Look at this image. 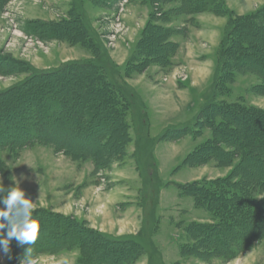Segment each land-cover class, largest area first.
Listing matches in <instances>:
<instances>
[{
	"label": "rangeland",
	"instance_id": "obj_1",
	"mask_svg": "<svg viewBox=\"0 0 264 264\" xmlns=\"http://www.w3.org/2000/svg\"><path fill=\"white\" fill-rule=\"evenodd\" d=\"M99 1L0 0V69L3 70L6 68L7 70L5 72L0 70V96H2L0 97V112L6 111L5 107L8 106L10 99L18 96L20 99H24L23 95L19 91L17 92L16 88L21 83H24V80L31 75L32 70L44 71L58 69L60 65L68 62L100 61L105 67L109 78L118 85L127 86L131 95L130 100L127 99V102L123 105L120 103L124 125L121 118L115 117L114 115L110 118H106L108 117L106 116L102 119H94L98 121V125L95 127L87 126L86 128L78 126V120L73 116H70L69 119H60L56 112H52L49 118L50 120L48 119L53 129L59 123H63L67 128L72 129V134L69 138V145L72 147L99 151V157H103V159L105 157L104 154H106L105 151L111 146L112 151H120L116 155L111 153V155L107 156L108 159L110 158V165H107L105 169H97L91 157H81L76 161L73 160L72 157L74 155L72 153H69V155L66 153V155L64 151H56L53 146L45 144H35L22 148L18 152H11L9 150L0 152V160L3 163V168L0 169V187L4 189L3 192H0V197L6 196L10 187L19 185L25 191L26 197L33 200L35 209H47L57 216L47 218V221L40 222L38 236L41 241H47L50 238L62 240L63 237H60V234L63 232H68L65 237L70 239L77 234H81V231H78L74 225L67 224L59 218H68L82 226H86V234L89 237L88 242L97 241L100 235L108 237L109 239L107 238V241H110V239L120 240L123 236L130 235L128 233L129 227L126 226L123 228L122 224H116L117 222L111 216L113 214L112 200L115 195L114 191L116 192L118 190L121 192L124 191L125 194L131 191L128 197L129 200L136 201L135 198H138V201L144 207L142 226L144 224L146 229L150 230L159 223L158 215L155 213L156 217L154 218L152 214L158 204L160 189L168 183L161 200L166 204L171 203L172 206L179 203L181 209L178 211V207H176V212L172 214L171 210L173 208H171L170 213L168 211L164 219L160 220L161 236L167 237V235H170L176 230L172 222L173 219L176 222H188L199 211L205 213L206 211L203 209L194 207L193 198L182 194L177 184L191 181L196 175L203 179L205 176L214 178L220 174L227 176L234 170L238 159L234 162L235 164L233 163L232 165L219 169L215 168L219 167L216 161L203 163L199 165L201 166L200 168L181 166L177 169L180 162L178 160L179 163L176 162L174 164L176 152L180 156L183 155L184 158L186 154L192 151L193 144L196 143L193 139L198 137L204 138L206 136L207 139H204L206 141L212 137V130L203 126V120H199V126L194 129V133L189 132L178 140L167 139L166 141L163 139L159 140L158 138L166 128L188 125V123L193 124L192 121L196 122L200 110L212 99L213 95H215L216 103L241 101L245 105L253 108L254 112L252 113H246L245 115L236 113V116L242 119L243 125L251 131V136L244 141L241 137L240 129L236 133L230 132L227 134L239 139L243 145H246V150H251L252 154H254L242 163L243 169L257 174L258 164L264 165V155L260 149L254 147L258 143L257 139L262 137L261 131L264 129V119H261L259 117L260 115L258 116V114L264 113V78L254 69L240 71L237 67L233 72L234 74H226L227 72L224 70L226 68L228 69V67L222 66L223 68H221L225 59V55L222 54V51L225 50V47H223L224 41H229L231 44H235L238 41L235 50L239 49V51H242L240 47H242L243 42L251 44L253 48L249 51L247 50V54L251 57V61H255L264 67V30L255 34H252L250 30H246L244 34L240 33V35L237 32L242 38H240L241 40H238L236 31L232 35L231 32L227 34L229 27H233L235 23L251 14L253 15L257 12L264 14V0H222L226 12L216 14L204 11V13L200 12L190 16L181 15L176 20L175 18H170L168 23L164 22V15L158 13L160 10H168V7H166V4H156V0H118L114 2L112 11L107 9L102 1ZM108 2H111V0ZM129 2H140L145 7L151 6L152 11H155L154 8H156L157 13L154 16L155 19L151 20L152 16L145 17L147 13L145 7L135 9L130 6ZM127 3L128 6L125 7ZM72 9L78 11L80 15H83V29L85 31L79 32L77 35H67L70 32L63 31L57 38L51 37L44 39H41V37L32 32H28V24L30 22L57 23L62 20H67L70 18ZM214 15H217V17ZM198 16L204 22L217 25L219 27L218 31L216 34L196 33V35L198 34L201 37V40L199 37L194 36L193 40L191 39L190 42H187L186 39H188L190 26L199 27L200 25ZM175 17L177 18V16ZM190 18H193V21H189ZM152 23L159 24L163 29L168 28L174 30V32L177 29V33L170 40L184 42V48L181 54L176 53L177 50L172 55L170 54L171 64L169 66L163 67L162 65L152 63L143 70H140L141 72H137L140 67L134 68L136 65L133 64L136 63L133 59L138 60V64L145 66L148 59L137 55L138 50L136 47L141 42V39L145 38L146 40L148 38L147 34L151 30L148 29V26ZM154 32L156 35L159 34L158 30H154ZM160 38L159 45H156L152 49L158 51L161 48L165 36ZM205 53L210 54L213 58L210 75H213V79L211 85L207 84L206 86L203 84L206 82L205 80L208 75L205 72V66L208 62L205 60L200 61V58L202 59L200 54L203 55ZM182 58L183 62H180ZM130 60H132V63L131 67L128 68ZM11 61L21 63L24 68L20 72L18 70L16 72V70H13V67L7 66ZM234 63L235 61H232V64ZM155 64L156 66H154ZM174 67L176 68V76L186 79L193 86H200V88L204 86V91L199 97L197 109L194 115L191 116V119L177 125H168L158 130L157 134L155 133V129H153L151 136L149 130L150 121L147 112L148 107L144 100L145 98L142 96L153 94L155 90L159 95L160 92L163 93L162 96L167 95L168 93L163 90L162 85L166 83L164 77L171 71H174ZM149 71L156 73V75L152 77L144 75V73L147 74ZM80 73L75 68L69 75L65 74L62 76V79L67 82L69 87L68 89L60 88V95H70L78 91L76 86L72 84V81L68 79L72 76L78 77ZM139 74H143L141 79L139 77L141 81L130 79V77L138 76ZM216 76L219 78L217 79ZM215 80H218L216 84H214ZM42 81L32 80L30 83L34 86L35 84L42 83V88L44 89L47 83L55 87H60V83L51 77L43 78ZM183 85H186V83L182 84L184 88ZM208 85L210 86L206 89ZM26 86L24 85V87ZM137 88L142 92V96L138 93ZM158 88L159 90H157ZM176 97L180 102L183 99L186 102L188 98L187 95L184 97L183 93L180 95L181 98ZM213 100L212 102H214ZM20 106L21 108H17L16 111H10L6 119L7 123L15 124L21 121L19 114L27 106L25 102H22ZM44 108H38L41 110L40 114L43 110L50 111V107ZM256 111L258 112L256 113ZM176 112L178 113L179 111ZM65 113L67 114V109H65ZM108 121H111L112 125H107ZM6 122L5 124H7ZM223 126L225 127V125L221 126L223 128L222 130H224ZM108 130L112 132L111 139L107 142L108 144H104L103 141L104 145H100V139L89 135L95 131L99 133ZM64 131L62 130V133ZM126 133L128 136L125 140L127 144L124 143L121 145L116 138L119 136L126 137ZM169 140L177 142L171 144ZM125 144L127 145L126 147ZM122 146L124 149H121ZM154 147L155 155L159 157L162 166L160 169L161 176L158 169H156V160L153 158ZM169 154L171 156L166 157ZM134 166L139 170V178L135 177ZM91 183L102 188L95 190L96 187L90 185ZM127 187L129 190H126ZM2 207L4 206L0 204V208ZM39 216L42 217V215ZM90 217H92V220L90 219L92 222L88 220ZM260 229V227L254 225H251V228L247 227L249 233L255 236L261 235ZM141 230L142 227L137 233L132 235L138 234ZM247 230L245 231L243 229L244 233H248ZM204 240L210 247H214L215 249L225 250L226 248V245L220 241L210 240L209 238H205ZM100 242L103 243L101 248L108 254L113 253L116 254L115 256L123 257L127 253L132 252L130 247L124 246L121 244V241L118 244H105L101 239ZM173 243L175 247L176 242ZM154 245L156 246V244ZM35 247V243L31 245V251ZM146 247L149 252H147L148 254H143L148 256V262L145 264H160L158 256L153 254V249L149 244L146 243ZM10 248L9 255H5L0 250V264H21V259L17 258L14 254L11 244ZM156 248L162 257L161 250L158 246ZM175 251V254L178 256V249L176 248ZM77 252V250H72L62 259H58V257L57 259L56 257L54 259L50 258L53 254L50 257H42L43 254H39L30 261L31 264H72L73 260L75 261L78 258V255H76ZM149 254L151 257H149ZM205 254L208 260L195 258L191 262L194 264H264V239L262 237H256L253 245L248 246L245 251L233 257H223L215 251ZM107 258L109 259L108 256ZM167 264H173V261L168 260Z\"/></svg>",
	"mask_w": 264,
	"mask_h": 264
},
{
	"label": "trees",
	"instance_id": "obj_2",
	"mask_svg": "<svg viewBox=\"0 0 264 264\" xmlns=\"http://www.w3.org/2000/svg\"><path fill=\"white\" fill-rule=\"evenodd\" d=\"M100 1L105 4L107 9L112 11L114 2L118 0H111V2H108L109 0ZM170 2H176L178 6L169 11L157 10L158 13L164 15V22L169 21L172 14L180 16L183 14L194 15L204 11L216 14L219 12H226L222 0H156L155 3L167 4ZM154 9L155 11H152L150 14V17L152 16L151 20L155 19L154 16L157 13L156 8ZM83 20V15H80L78 11L72 9L70 18L67 20H62L57 23L30 22L28 24V32L36 34L41 37V39L51 37L57 38L63 31L70 32L67 35H77L79 32L85 31V29H83ZM189 21H193V18H190ZM148 29H151L147 34L148 38H146V40L145 38L141 39V42L136 47L138 50L137 55L145 57L148 61H146L145 66L138 64L139 61L133 59L136 63L133 64L136 65L134 68L140 67L137 72H141L140 70H143L152 63L162 65L163 67L169 66L171 64V55L178 48V43L170 40L171 37L177 33L176 28L174 32V30L168 28L163 29L159 24L152 23L148 26ZM154 30H158L159 34L156 35ZM246 30H250L252 34L260 32L261 30L263 31L264 14L258 12L253 15L251 14L245 19L235 23L233 27H229L227 34L231 32L232 35V33L236 31L235 33L237 34L238 32L240 35V33L244 34ZM238 34V40H241L242 38ZM163 36H165V38L161 48L158 51L152 49L155 48L156 45H159L161 40L160 37ZM236 42L238 43V41ZM237 43L231 44L229 41H224L223 47H225V50L222 51V54L225 55L226 60L224 59L221 68L224 66L228 67V69L226 68V70H224L227 72L226 74H234L233 72L237 67L240 71H250L254 69L264 78V67L260 66L255 61H251V57L247 54V50H251L253 46L243 42L242 47H240L242 51H239V49L235 50ZM232 61H235L234 64L236 66L232 64ZM9 63L10 64H7V66L13 67V70H16V72L17 70L20 72L24 68V66L17 61H11ZM131 63L132 60H130L128 68L131 67ZM75 68L81 72L80 75L78 77L72 76L68 80L72 81V84L76 86L78 91L70 95H60V88L68 89L69 87L67 82L62 79V76L65 74L69 75ZM1 71L5 72L7 70L4 68ZM46 77H51L53 80L60 83V87H55L47 83L46 88H42V79ZM218 78L219 77H217V79ZM32 80H38V82L42 81V83L35 84L34 86L30 83ZM217 81L218 80H215L214 84H216ZM24 85L27 86L24 87ZM16 89L17 92L19 91L20 94L23 95L24 99H20L19 96L10 99L8 106L5 107L6 111L0 112V152L4 150L18 152L22 148L30 147L35 144H45L53 146L56 151H64L65 154L67 153L68 155L72 153L74 155L72 158L76 161L81 157H91L97 169H105L107 165H110V158L108 159L107 156L111 155V153L116 155L120 152L112 151L111 146L105 151L106 154H104L105 157L103 159V157H99V151L72 147L69 145L72 129L69 127L67 128L63 123L57 124L53 129L49 122V118L52 115L51 113L56 112L60 119H69L70 116L75 117L78 120L77 125L81 128H86L87 126L95 127L98 125V121L94 119H102L106 116H108L106 118H110L112 115L121 118L124 125L123 112L120 107L127 102V99H129L131 95L127 86L118 85L109 78L105 67L100 61L87 60L78 63L68 62L60 65L58 69H48L44 71L32 70L31 75ZM212 100L214 102H212ZM22 102H25L27 107H24V111L19 114L21 121L15 124L7 123L6 119L10 111L14 112L17 108H21L20 104ZM44 107H50V111L43 110L40 114L41 110L39 109H45ZM98 108H100V110H98ZM65 109H67V114L65 113ZM252 112H254L253 108L245 105L241 101L233 103H216L215 95H213L212 99L200 110L196 122L192 121L193 124L188 123V125L166 128L158 138L159 140H178L189 132L194 133V129L199 126V120H203V126L210 128L213 135L189 153L183 165L198 166L210 161H216L219 167H224L232 165L238 159V163L235 165L234 170L227 176L177 184L182 194L191 196L194 199L196 207L207 210L213 218L212 222L200 223L194 221L185 226L184 230L187 241L181 245V253L183 256H194L202 260H208L205 253L209 254L215 251L220 253L223 257H233L245 251L248 246L253 245L256 237H262L264 239V165L258 164V168L255 166L258 172L257 174L243 169L242 163L254 154H252L251 150H246V145H243L239 139L227 134L230 132L236 133L238 129H240L241 137L246 141L247 138L251 136V131L243 125L242 119L237 117L236 113L245 115L246 113ZM257 112L258 111H256V113ZM258 116L264 119V113L258 114ZM218 119L219 121H217ZM5 122L7 124H5ZM107 125H112V122L108 121ZM222 125H225V127L223 126L224 130H222ZM62 130L65 131L62 133ZM111 133V130L99 133L95 131L89 135L100 139V145H104L108 144V140L111 139ZM261 134L262 137L257 139L258 143H256L254 147L260 149L261 153L264 155V129L261 131ZM125 136L126 137L119 136L116 140L118 139L121 145L124 143L127 144L125 141L128 137L127 133ZM126 144L125 147L127 146ZM121 149H124L123 146ZM2 168L3 163L0 160V169ZM153 212L152 216L155 218V209ZM39 215H42V217ZM33 216L37 218L39 222L47 221V218L53 216L57 217L52 211L43 208L34 209ZM59 219L61 221L64 220L67 224L74 225L78 231H81V234H77L70 239L65 237L68 232H63L60 234V237H63L62 240L50 238L47 241H41L39 239L40 237L37 235L35 241L36 247L31 251L27 260H31L39 254H58L64 251L77 250L79 252L77 258L78 264H134L143 254L149 252L146 247L147 243L153 249V254L158 256L160 264H163V259L154 245V242H152V234L157 229V226L147 230L143 224L142 230L138 234L126 235L120 238V240L110 239V241H107L109 239L108 237L100 235L97 241L88 242L89 237L86 234V226H82L68 218ZM251 225L261 228L260 236L249 233L247 227L251 228ZM243 229H245V231L247 230L248 233H244ZM6 232L7 228L5 227L3 234L6 235ZM205 238L220 241L222 244L226 245L225 250H218L217 248L210 247L205 242ZM101 239L105 244H118L121 241V244L130 247L132 252L127 253V255L123 257L115 256L116 254L113 253L108 254L101 248L103 244L100 242ZM10 244L13 246L14 254L17 258L21 259L25 256L27 245L20 246L15 239H13ZM149 257H151L150 254Z\"/></svg>",
	"mask_w": 264,
	"mask_h": 264
},
{
	"label": "crops",
	"instance_id": "obj_3",
	"mask_svg": "<svg viewBox=\"0 0 264 264\" xmlns=\"http://www.w3.org/2000/svg\"><path fill=\"white\" fill-rule=\"evenodd\" d=\"M140 2L139 3L129 2V3H130V6L134 7L135 9L136 8L139 9L140 7L144 8L145 6H143V4H141ZM126 6H128V3L125 5V7ZM177 6L178 5H177L176 2L167 3L166 7H168V10H164V11H169L170 9H174ZM145 9L147 11L145 17L148 18V17H150V14L152 13L153 9L151 8V6L145 7ZM210 14H213V13H210ZM180 16H177V18H176L175 14H172L171 15V19L175 18V20H176V19H179ZM182 16H190V15H184L183 14ZM214 16L217 17V15H214ZM198 19L200 21L199 22L200 25H199V27H194L193 25L190 26V30L188 32L189 33L188 34V39H186L187 42H190L191 39L193 40L194 36L199 37V39L201 40V37L198 36V34L196 35V33H199V34L200 33H211V34L214 33V34H216L217 31H218L219 27L217 25H211V24H209L207 22H204L200 18V16H198ZM168 22L169 21H167L166 23H168ZM172 39H175V38H172ZM176 39H178V38H176ZM202 39H203V37H202ZM175 41L178 42V49H177L176 53L181 54V51L184 48L183 47V45H184L183 43L184 42H180L178 40H175ZM200 56L202 57V59L200 58V61L205 60L206 62H208V64H206V66H205L206 67L205 68V70H206L205 72H207L208 75H207L206 80H205L206 82H204L203 85L204 86H206L207 84L211 85L212 79H213V77H212L213 75L212 76H210V75H211V71H212L211 70V63L213 62V58H212V56L210 54H206V53L203 54V55L200 54ZM180 62H183V58L181 59ZM154 66H156V64ZM154 66H152V67H154ZM175 69L176 68L174 67L173 68L174 71H171L168 75H166L164 77L166 83H163L162 88H163V90L166 91V93H168L167 95L162 96L163 95L162 92H160V95H159L156 92V90H155V91H153L154 92L153 94H150V95L147 94L146 96H144V95L142 96V94H141L142 92H140L139 91L140 89L137 88L138 93H140L141 96L143 98H145L144 100H145L146 105L148 107V109H147L148 111L147 112H148L149 121H150L149 130H150V135L151 136H152L151 131H153V129H155V133L157 134L158 130L163 129V128H165L168 125H177V124L183 123L186 120L191 119V116L194 115V113H195V111L197 109V104H198L199 97L201 96L202 92L204 91L203 90L204 86L202 84H201V86H203L202 88H200V86H193L190 82L186 81V79L179 78L178 76H176ZM142 75L143 74H139L138 76L130 77V79L131 80H136V81H141L140 79L142 78L141 77ZM144 75H146L148 77H152V76H155L156 73H151V71H149L147 74L144 73ZM163 75H165V74L163 73ZM139 77H140V79H139ZM185 83H186V85H183L184 86V88H183L182 84H185ZM178 85H179V87H178ZM210 85H208V87L206 89H208ZM157 90H159V88ZM182 93L184 94V97H185V95L188 96L186 102H184V99L182 100V102H180V100H178L177 97H176V96L180 97V95ZM169 94H170V96H169ZM176 111H179V112L177 113ZM194 138H196V137H194ZM204 139H207L206 136L204 138L198 137L196 139H193L194 142H196V143L193 144L192 151L199 144L203 143L205 141ZM175 142H177V141H170L171 144H173ZM192 151H190L189 153H191ZM182 153H183V151H182ZM188 154H186V156L183 158V155L180 156V154L178 152L175 153V156H174L175 157V160H174L175 162H174V164L176 162H178V160L180 162V163L178 162L179 165L177 166V169L180 168L181 166H184L183 162L186 159V157L188 156ZM170 156H171V154H169L166 157H170ZM153 157L156 160L157 169H158L159 174L161 176L160 169L162 168V166H161V163L159 161V157L157 156L158 157V159H157V157L155 155V147L153 149ZM207 165H210V164H207ZM185 166L191 167V168H200L201 167L199 165L198 166L185 165ZM215 168L219 169V168H224V167H215ZM134 174H135L136 178H139V170H138V168L136 166H134ZM223 175L224 174H220V175H218L217 177H214V178H210L208 176H205L204 179H215V178H218V177H224L225 175L224 176ZM201 179H203V178L198 177L196 175V176H194L193 180L185 182V183H190V182H193V181H196V180H201ZM185 183H180V184H185ZM167 184H166V186H167ZM90 185L96 187L95 190H100L102 188L101 186H96L94 183H91ZM166 186H164V187H162L160 189L159 197H158V204L156 205V209H155V213H156V215H158L157 217L159 218V223L157 224V226H158L157 229L152 234L153 242L161 250L162 259H163L164 264H167L168 260H172L173 264H194L191 261H193L197 257H194V256H183L182 253H181V245L187 241L186 233H185L184 228H185V226L188 223H191V222H194V221L195 222H200V223L212 222V219H213L212 215L207 210H205L203 208L196 207L194 199H193L194 207L195 208H199V209H203L207 213L199 211L198 214L193 216L191 218V220H189L188 222H184V221L176 222L173 219L172 222L174 223V226L176 227V230L173 231L170 235H167V237L161 236V234H160L161 221L160 220L164 219V216L166 214H168L167 213L168 211L170 213L171 208H173L172 210H174V211L171 210L172 214L174 212H176L175 211L176 207H178V211H180V209H181L179 207V203L178 204H174L172 206L171 203L170 204H166L165 202H163L161 200V198H162V196L164 194V189H165ZM126 190H129V188L127 187ZM130 193H131V191L127 192V194H125L124 191L121 192L120 190H118L116 192L114 191L115 195H114V199L112 200V212H113V214H111V216L117 222V223L115 222L116 224H122L123 228H125L126 226L129 227V231H128L129 234H135L142 227V221H143V218H144V207L141 204V202L138 201V198L137 199L135 198L136 201L129 200L128 197H129ZM189 197H191V196H189ZM200 216H201V218H199ZM90 219L92 220V217H90L88 220H90ZM173 242H176L175 247L173 245L174 244ZM176 248L178 249V252H177L178 256L175 254L176 253V251H175ZM70 252L71 251L60 252L58 254H53V256H51V257H50L51 254H43L42 257H50L52 259H54L55 257L57 259V257H58V259L59 258L62 259L67 254H69ZM76 255H78V252L76 253ZM147 258H148L147 255H142L134 264H145V263L148 262ZM76 261H77V259H75V261L73 260L72 264H77Z\"/></svg>",
	"mask_w": 264,
	"mask_h": 264
},
{
	"label": "clouds",
	"instance_id": "obj_4",
	"mask_svg": "<svg viewBox=\"0 0 264 264\" xmlns=\"http://www.w3.org/2000/svg\"><path fill=\"white\" fill-rule=\"evenodd\" d=\"M3 191V187H0V192ZM0 204L4 206L0 208V250L9 255L10 242L15 239L18 245L28 246L25 256L21 258V264H31L27 257L40 230V222L33 216V200L26 197L25 191L16 185L8 189L6 196L0 197ZM6 225L5 235L3 233Z\"/></svg>",
	"mask_w": 264,
	"mask_h": 264
}]
</instances>
